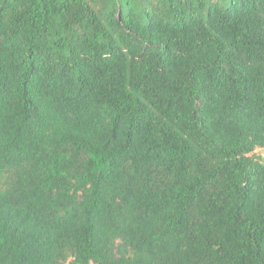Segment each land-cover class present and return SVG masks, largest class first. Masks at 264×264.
<instances>
[{"label":"trees","instance_id":"16d2710c","mask_svg":"<svg viewBox=\"0 0 264 264\" xmlns=\"http://www.w3.org/2000/svg\"><path fill=\"white\" fill-rule=\"evenodd\" d=\"M264 0H0V264H264Z\"/></svg>","mask_w":264,"mask_h":264},{"label":"rangeland","instance_id":"374dc122","mask_svg":"<svg viewBox=\"0 0 264 264\" xmlns=\"http://www.w3.org/2000/svg\"><path fill=\"white\" fill-rule=\"evenodd\" d=\"M254 155L264 158V147L257 148L254 152Z\"/></svg>","mask_w":264,"mask_h":264}]
</instances>
